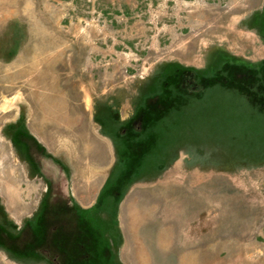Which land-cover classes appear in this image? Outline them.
Returning a JSON list of instances; mask_svg holds the SVG:
<instances>
[{
    "label": "rangeland",
    "instance_id": "rangeland-1",
    "mask_svg": "<svg viewBox=\"0 0 264 264\" xmlns=\"http://www.w3.org/2000/svg\"><path fill=\"white\" fill-rule=\"evenodd\" d=\"M0 264H264V0H0Z\"/></svg>",
    "mask_w": 264,
    "mask_h": 264
}]
</instances>
